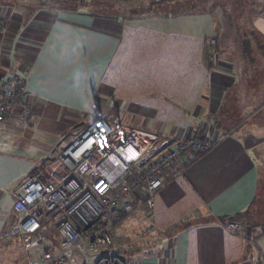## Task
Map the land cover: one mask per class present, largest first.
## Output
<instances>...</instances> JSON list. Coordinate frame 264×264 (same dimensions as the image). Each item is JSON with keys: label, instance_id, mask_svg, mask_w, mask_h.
I'll return each instance as SVG.
<instances>
[{"label": "crops", "instance_id": "obj_1", "mask_svg": "<svg viewBox=\"0 0 264 264\" xmlns=\"http://www.w3.org/2000/svg\"><path fill=\"white\" fill-rule=\"evenodd\" d=\"M87 1L77 8L54 0L0 4V23L9 31L0 81L25 82L35 105L30 124L15 117L0 122V240L17 218L12 189L38 169L43 180L59 181L54 151L87 116L98 115L174 138L199 134L214 141L158 192L152 213L138 209L116 227L123 256L136 264H264V99L257 108L239 105L237 111L251 114L232 128L234 120L220 114L235 67L224 58L231 71L223 73L204 59L208 17L226 41L243 40L232 36L235 22L214 8L165 10L184 5L181 0H128L147 5L145 12ZM254 12L264 49V9ZM197 14L206 18L202 26L192 21ZM246 211L244 221L231 220ZM230 221L246 228L233 233Z\"/></svg>", "mask_w": 264, "mask_h": 264}, {"label": "built area", "instance_id": "obj_2", "mask_svg": "<svg viewBox=\"0 0 264 264\" xmlns=\"http://www.w3.org/2000/svg\"><path fill=\"white\" fill-rule=\"evenodd\" d=\"M7 33L0 23V75ZM31 96L25 82L0 81V122L15 117L30 124ZM213 145L199 134L174 138L87 116L84 127L54 151L59 181L43 180L38 169L10 193L17 214L10 233L21 240L26 264H136L116 244V227L138 209L152 213L158 192ZM90 209L94 215L85 223L75 219V211ZM226 227L233 233L246 228L234 221ZM154 230L150 225L148 231Z\"/></svg>", "mask_w": 264, "mask_h": 264}, {"label": "rangeland", "instance_id": "obj_3", "mask_svg": "<svg viewBox=\"0 0 264 264\" xmlns=\"http://www.w3.org/2000/svg\"><path fill=\"white\" fill-rule=\"evenodd\" d=\"M5 1L13 2V0ZM107 2L110 3L108 5L109 9L111 7L117 10L126 8L128 12H137L139 10L145 12L146 9H149L147 5L141 6L135 1L122 0L113 3V1L108 0ZM181 3L184 5L176 2L172 3V5L167 4L168 7L164 8L165 10L176 11V9H178L176 6H179L180 9L183 6L190 9L195 5L196 7H200V10L209 9L207 11H210L212 10L211 8L215 10L218 9L217 12L221 10L227 15L226 20L230 17L231 20L235 22L234 27L238 32L232 33V36L240 35L243 38L242 41H239L237 38L226 41V32L220 35L222 32L221 28L216 32L214 28H212V22L208 17L207 34L210 35L209 39L212 40L213 37V39L217 38L219 41L212 43V41L209 40L208 43L204 45V59L208 65L212 62V65L223 73H230L231 71V68L224 58L228 59L233 67H235L232 71L234 76L232 77L235 80L234 88H232L229 95L225 98L220 117L228 121L234 120L232 128L238 127V125L243 124L245 121L244 117L248 119V114L251 113L247 111H237L236 108H238L239 105L245 106V104L249 102L250 104H254L257 108L264 99V49L260 47L258 21L255 20L258 13L254 12V10H257L259 7L264 9V0H181ZM87 4H91V1H87ZM102 8L104 10H109L106 6H93L92 9L100 11ZM199 14L194 16L192 21L196 22L197 26H202L201 19L206 18H196ZM213 17H215V15ZM213 17L211 19L212 21H214ZM203 29L202 27V30ZM229 41L230 43L227 44ZM216 54L219 56V59H213ZM231 101L232 104L230 105L228 102ZM260 105H262V103ZM252 113L257 114V111ZM93 215L94 209H90V211L83 214L78 211L74 212V217L79 223H85ZM21 243L19 237L13 233H10L7 237L1 238L0 264H26V255L22 249Z\"/></svg>", "mask_w": 264, "mask_h": 264}, {"label": "trees", "instance_id": "obj_4", "mask_svg": "<svg viewBox=\"0 0 264 264\" xmlns=\"http://www.w3.org/2000/svg\"><path fill=\"white\" fill-rule=\"evenodd\" d=\"M63 1L64 0H54V6L60 5V6H67V7H71V8H77V7H83L84 5H87V0H65L64 2ZM0 4H7V1L0 0ZM215 58H217L216 55H215V57L213 59H215ZM212 64L213 63L210 62L209 66L212 65ZM248 215H249L248 211L242 212V213L232 217L231 220L244 221V218L246 216H248Z\"/></svg>", "mask_w": 264, "mask_h": 264}]
</instances>
